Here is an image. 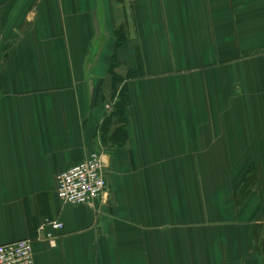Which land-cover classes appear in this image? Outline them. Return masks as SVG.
Listing matches in <instances>:
<instances>
[{
    "label": "crops",
    "instance_id": "1",
    "mask_svg": "<svg viewBox=\"0 0 264 264\" xmlns=\"http://www.w3.org/2000/svg\"><path fill=\"white\" fill-rule=\"evenodd\" d=\"M93 150L106 192L63 204ZM21 239L35 264H264V0H0V245Z\"/></svg>",
    "mask_w": 264,
    "mask_h": 264
},
{
    "label": "built area",
    "instance_id": "2",
    "mask_svg": "<svg viewBox=\"0 0 264 264\" xmlns=\"http://www.w3.org/2000/svg\"><path fill=\"white\" fill-rule=\"evenodd\" d=\"M107 170L103 154L91 151L85 158L74 163L56 176L57 195L63 204H89L99 199L107 190ZM51 225L62 230L60 220L46 218L41 228ZM47 237L54 240V235ZM0 264H35L33 243L21 239L0 245Z\"/></svg>",
    "mask_w": 264,
    "mask_h": 264
},
{
    "label": "trees",
    "instance_id": "3",
    "mask_svg": "<svg viewBox=\"0 0 264 264\" xmlns=\"http://www.w3.org/2000/svg\"><path fill=\"white\" fill-rule=\"evenodd\" d=\"M121 32H122V28L117 30V34H120ZM120 44H122V41H120V39H119L118 45H120ZM115 79L118 81V78L116 77V75H115ZM122 97H125L124 92H122ZM127 101L128 100H124V98L121 99L119 102L120 104H117V110H115L113 112L114 114H112V115H117L122 120L123 119V113H124L123 111L126 107Z\"/></svg>",
    "mask_w": 264,
    "mask_h": 264
}]
</instances>
